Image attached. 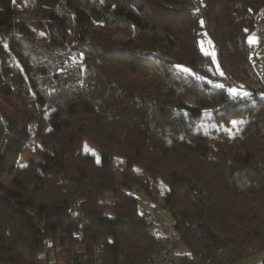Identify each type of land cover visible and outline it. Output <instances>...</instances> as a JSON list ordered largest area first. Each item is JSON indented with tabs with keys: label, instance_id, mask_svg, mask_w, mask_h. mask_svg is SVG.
I'll return each instance as SVG.
<instances>
[{
	"label": "trees",
	"instance_id": "16d2710c",
	"mask_svg": "<svg viewBox=\"0 0 264 264\" xmlns=\"http://www.w3.org/2000/svg\"><path fill=\"white\" fill-rule=\"evenodd\" d=\"M14 5L39 34L0 23L1 264H36L46 234L74 244L76 232L103 243L104 264H136L163 219L177 231L176 264L264 251V84L248 60L264 0Z\"/></svg>",
	"mask_w": 264,
	"mask_h": 264
},
{
	"label": "built area",
	"instance_id": "2783aa9c",
	"mask_svg": "<svg viewBox=\"0 0 264 264\" xmlns=\"http://www.w3.org/2000/svg\"><path fill=\"white\" fill-rule=\"evenodd\" d=\"M253 36L255 42L249 45L248 60L264 84V60H261L263 58L259 53L262 50L264 55V7L255 15ZM79 211L78 202L74 200L70 205L69 213L74 216ZM161 223L167 231L159 235L151 251L136 264H176L172 236L176 235L177 231L167 219H163ZM75 238L76 243L69 244L61 237L55 238L52 233L46 234L42 240L43 253L36 264H104V248L100 240L92 239L79 243L83 240L81 232H76Z\"/></svg>",
	"mask_w": 264,
	"mask_h": 264
},
{
	"label": "rangeland",
	"instance_id": "374dc122",
	"mask_svg": "<svg viewBox=\"0 0 264 264\" xmlns=\"http://www.w3.org/2000/svg\"><path fill=\"white\" fill-rule=\"evenodd\" d=\"M15 1L16 0H0V23L1 24H5L7 26H13V24H15L25 34V36H33V35L37 36L39 34L37 31H34L33 29L29 28L28 26H26L24 24H20L19 22H16L15 17H14V9H15L14 3H15ZM38 1H40L43 4H49L52 0H38ZM254 21H255V19H254ZM251 37H254L253 34H252ZM0 43H1V45L3 47L5 45H8V43L5 40H2L1 37H0ZM199 43H200V47L204 51L210 53L216 59V48H215V45L208 38V36L206 35L205 32L200 35ZM259 45H261V44H259ZM9 47L11 49L14 48L13 45H10ZM6 49H8V47ZM259 49H261V48H259ZM259 53H260V56L263 58L261 60H264V55H263L262 50H260ZM0 103H3L4 106H6L7 103H9V100L7 99V97L5 95H2L1 90H0ZM208 116H209V113H208L207 117ZM200 122H203L204 126L207 127V128H210V129L213 128V127H217L218 126L216 122L205 120V119H201ZM231 124H232V122H231ZM219 126L223 129V128H226L227 125L221 124ZM228 128L230 129V126ZM83 148H84V150L86 152H89L90 154H94L96 156V160H98V158H99L98 148L92 142H90L88 140H85ZM5 156H6V154H5ZM32 156H34V155H32L29 152L24 153L23 156H22V159L19 160V164L21 163V165H23L24 163L29 161ZM1 182H3V183L7 182V175L6 174H4L1 177ZM141 197L144 200L150 199L144 193H141ZM74 200H76V199H74ZM74 200H72V202ZM101 200L103 202H109L110 200H112V196H111V194H107L106 196L101 198ZM104 214H106L107 218H109V219L112 218V211L110 209H108V208L105 209ZM157 214H158V216H157L158 219L159 218L162 219V218H166L167 217V216L165 217L164 215H162V213H160V212H158ZM109 237H112V236L110 235ZM172 241H173V243L175 242L173 240V237H172ZM177 246L182 251H186V248L184 246H182L181 243H178ZM263 258H264V251L260 252L258 254L249 256L247 258H244V259H242L240 262H238L236 264H251V263L258 262V261L262 260Z\"/></svg>",
	"mask_w": 264,
	"mask_h": 264
},
{
	"label": "snow or ice",
	"instance_id": "6c2138e0",
	"mask_svg": "<svg viewBox=\"0 0 264 264\" xmlns=\"http://www.w3.org/2000/svg\"><path fill=\"white\" fill-rule=\"evenodd\" d=\"M249 42H250V43H254V42H255V38H254V37H250V38H249ZM220 87H223V86L221 85ZM229 91L232 92V93H234V94L236 93V90H235V89H229ZM244 95L247 96L248 93H244ZM237 123H242V121H240V122L232 121V124H233L234 126H235Z\"/></svg>",
	"mask_w": 264,
	"mask_h": 264
}]
</instances>
